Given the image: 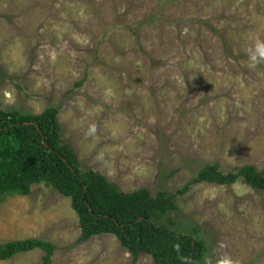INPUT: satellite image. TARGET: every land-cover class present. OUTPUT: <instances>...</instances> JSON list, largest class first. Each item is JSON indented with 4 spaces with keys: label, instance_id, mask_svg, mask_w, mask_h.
Segmentation results:
<instances>
[{
    "label": "rangeland",
    "instance_id": "obj_1",
    "mask_svg": "<svg viewBox=\"0 0 264 264\" xmlns=\"http://www.w3.org/2000/svg\"><path fill=\"white\" fill-rule=\"evenodd\" d=\"M256 40L264 0H0V100L30 113L58 106L63 141L120 191L175 193L164 223L205 242L195 264H264V191L240 179L178 192L207 165L264 171V62L251 67L247 53ZM80 235L71 198L52 186L0 202V242L55 243L51 264H154L146 253L134 262L114 234ZM43 254L0 264H43Z\"/></svg>",
    "mask_w": 264,
    "mask_h": 264
},
{
    "label": "trees",
    "instance_id": "obj_2",
    "mask_svg": "<svg viewBox=\"0 0 264 264\" xmlns=\"http://www.w3.org/2000/svg\"><path fill=\"white\" fill-rule=\"evenodd\" d=\"M59 111L51 105L41 113H30L4 108L0 100V202L7 195H28L33 184L44 183L71 198L80 221V241L110 233L119 238L134 262L142 253L150 255L154 264L200 261L207 250L205 242L164 223V218L174 223L166 214L177 208L176 194L160 191L154 196L147 188L122 192L102 173L84 167L62 139ZM240 179L264 191V171L247 163L227 173L218 165H207L178 192L192 184L231 185ZM37 248L44 251L43 264H51L56 245L40 238L0 242V260Z\"/></svg>",
    "mask_w": 264,
    "mask_h": 264
},
{
    "label": "clouds",
    "instance_id": "obj_3",
    "mask_svg": "<svg viewBox=\"0 0 264 264\" xmlns=\"http://www.w3.org/2000/svg\"><path fill=\"white\" fill-rule=\"evenodd\" d=\"M248 57L250 60V66L255 67L256 65L264 62V40H256L252 45L247 49ZM5 103L12 104L15 102V97L12 91L5 90L4 93ZM95 131V126L93 125L89 132L92 133ZM223 247V245H221ZM217 264H237L230 256H222Z\"/></svg>",
    "mask_w": 264,
    "mask_h": 264
}]
</instances>
